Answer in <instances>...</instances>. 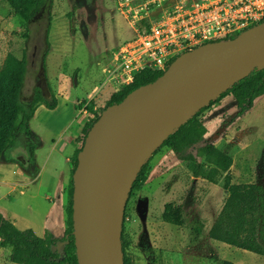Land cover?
<instances>
[{
  "label": "rangeland",
  "instance_id": "obj_1",
  "mask_svg": "<svg viewBox=\"0 0 264 264\" xmlns=\"http://www.w3.org/2000/svg\"><path fill=\"white\" fill-rule=\"evenodd\" d=\"M133 35L131 24L119 9V0H47L30 21L18 14L8 0H0V70L9 54L18 58L25 56L27 72L22 100L32 103L35 88L40 87L50 102L52 94L58 101L55 111L40 105L39 115L30 122L44 141L39 153V170L48 157V163L45 162L47 169L41 171L40 180L25 187L23 194L20 189L11 192L9 188L0 187V196L9 194L1 199L0 205L16 214L15 225L18 228L30 227L40 236H43L46 228H54L56 232L61 228L64 230L65 214L63 225L60 218V191L50 190L52 166L59 156L56 148L64 147L63 144L79 132L84 118L78 116L77 103L93 94L103 76V63L113 50ZM108 93L106 88L96 98L100 115L110 98ZM262 106L258 102L229 124L228 120L235 115L237 107L233 97L226 94L210 103L199 116L205 122L208 137L216 140L217 144L234 149L235 165L231 170L234 180L257 182L264 186ZM82 129L75 140L76 146L82 144ZM237 132H240L242 142L237 140ZM56 144L58 147H55ZM6 152L5 158L12 154L11 151ZM148 163L151 183L163 190L175 180H183L186 188L183 192L178 190L177 198L182 196L181 204L188 220L199 219L205 226L199 235L191 226L166 222L162 219V213L165 204L173 202L169 200V195H158L151 203L150 210H143L135 191L128 202L124 223L131 243L128 252L133 264H220L219 259L231 260L236 264H264V255L209 237V230L223 205L222 191L225 190H222L221 184H213L202 178L193 184L192 175L179 166L174 153L167 146L161 147ZM10 172L4 175L16 179V175ZM146 188L142 191L145 192ZM67 189L68 184L64 195L65 206ZM10 252V247L0 243V264H15L9 259Z\"/></svg>",
  "mask_w": 264,
  "mask_h": 264
},
{
  "label": "water",
  "instance_id": "obj_2",
  "mask_svg": "<svg viewBox=\"0 0 264 264\" xmlns=\"http://www.w3.org/2000/svg\"><path fill=\"white\" fill-rule=\"evenodd\" d=\"M263 68L264 21L231 39L185 51L156 80L102 111L78 153L73 174L79 264H125V209L143 166L204 106ZM63 248L64 241L53 246Z\"/></svg>",
  "mask_w": 264,
  "mask_h": 264
},
{
  "label": "trees",
  "instance_id": "obj_3",
  "mask_svg": "<svg viewBox=\"0 0 264 264\" xmlns=\"http://www.w3.org/2000/svg\"><path fill=\"white\" fill-rule=\"evenodd\" d=\"M8 1L26 21H30L47 2V0ZM26 72V57L18 58L12 53L7 56L5 64L0 70V161L5 152L16 144L18 136L23 134L27 138L29 165L34 166L38 144L34 139L35 133L31 129L30 120L35 116L37 108L41 104L54 109L58 101L56 96L52 94V101L50 102L44 96L41 88L36 87L33 102L25 103L22 100V91ZM163 72L162 70H143L133 83L112 94L102 111L111 104L121 102L135 88L156 80ZM226 94L233 97L237 107L235 115L228 120V123L231 124L238 117L251 110L255 100L264 95V68L255 69L254 72L236 82L210 103ZM77 105L79 106V103ZM209 105L204 106L175 133L171 134L161 147L170 148L193 177L205 179L213 184H221L228 193L222 211L219 212L209 230V237L264 255V186L257 182L234 180L231 172L235 165L234 149L217 144L216 140L208 137V129L203 118L199 116L200 112ZM98 118L99 115L85 123L82 129V144L77 146L72 157V173L67 189V203L63 208L65 228L62 235H56L49 228L46 229L43 236L38 235L30 227L20 229L0 210V243L4 247L11 248L9 254L11 262L15 264H79L73 222V174L78 164V153L84 145L90 128ZM161 147L156 152H159ZM11 161L26 167L23 161L19 159H12ZM149 174V163L147 162L133 184L128 202L135 191L144 187ZM128 202L124 223L127 217ZM164 209L162 213L164 221L178 226H191L196 234L202 233L205 226L204 222L199 219L189 221L183 204L166 203ZM59 241H64V248L54 250L53 246ZM130 245L123 224L122 247L125 264H133L132 257L128 252ZM219 262L220 264H236L227 259H219Z\"/></svg>",
  "mask_w": 264,
  "mask_h": 264
},
{
  "label": "built area",
  "instance_id": "obj_4",
  "mask_svg": "<svg viewBox=\"0 0 264 264\" xmlns=\"http://www.w3.org/2000/svg\"><path fill=\"white\" fill-rule=\"evenodd\" d=\"M134 35L103 63L93 94L81 100L79 115H100L96 98L121 91L146 69L166 71L185 51L227 40L264 21V0H119ZM108 97V98H109Z\"/></svg>",
  "mask_w": 264,
  "mask_h": 264
},
{
  "label": "crops",
  "instance_id": "obj_5",
  "mask_svg": "<svg viewBox=\"0 0 264 264\" xmlns=\"http://www.w3.org/2000/svg\"><path fill=\"white\" fill-rule=\"evenodd\" d=\"M258 102H261L263 104L262 110H264V95L258 97L255 100V104L253 107H255V105ZM41 105H45V104H41ZM57 107L58 106H56V108H54V109H50L46 106L45 108L50 110V111H55L57 109ZM39 112H40V109L37 108L36 114L31 120H34L35 118H37V116L39 115ZM78 116L84 118L82 126H81V128H83V126L85 124V120L87 121L88 119L84 115H79V113H78ZM31 120H30V122H31ZM30 126H31V129L33 130V132L35 133L34 139H36V142L38 144L37 149H36L35 165L34 166L29 165V157H28V151H27V138L25 135L20 134L18 136L16 144L13 147L8 149V151H11L12 154L7 156V158H5V154H7V152H6L4 154V157L2 158V160L0 161V187L2 189L3 188H9L11 190V192H14V191H17L18 189H20V192L23 194L25 192V187H28L29 185L38 182L40 180L39 176H40L41 171H45L47 169L48 157L44 160L41 170H39V165L41 164V160L39 159V153L41 151V148L43 147L44 141L42 139H40L41 137L38 134V132L33 128L32 123H30ZM81 128H80L79 132H77V134L74 136L73 139L70 138L68 141H66L63 144L64 147L61 146V148H56V151H59L58 152L59 156L52 166V172L51 173H52L53 178H52V187L50 188V190H54V191L59 190L60 191V193H58V197L60 198V201L62 204V214L60 217L62 219V225H63V217H64L63 216V213H64L63 208L65 206L64 195L66 192L67 184H69V181H70V175L72 173V157H73L75 150L77 148L75 140L78 136V133L81 132ZM239 133L240 132L236 133V134H238V135H236L237 136L236 138H237V140H239V142H242V141H240L241 137H240ZM21 135H22V137L20 138ZM238 137H239V139H238ZM55 147H58V144H56ZM64 154H66L65 160H64ZM175 158H176V156H175ZM12 159H19V160L23 161V163L26 165V167L21 166L19 163L12 162L11 161ZM45 162H47V163L45 164ZM177 163L179 164V166L181 168H184L187 173L191 174L189 172V170L186 169L178 159H177ZM2 165L4 166V168L3 167L1 168ZM3 170L5 172H3ZM9 170H11V172ZM6 172H10L13 175H16V179H11L8 176L4 175ZM231 172L233 173V171H231ZM241 174H243V172H241ZM60 177H62V178H60ZM191 178L193 180L192 181L193 184H196L198 179L200 180V178H196L193 176ZM182 181H183L182 179L180 181L175 180L169 188L163 190L159 186L151 183V172H150V174L148 176V180H147L146 184L144 185V187L141 190H137V196H139V199L142 203V205L140 206L141 209L150 210L151 203L153 201L155 202V199L158 195H160V197L163 195H165V197H167L169 195V200L171 199V201L176 202L178 204H181L182 203V196H180L179 198H177V196L179 193L178 190L180 192H183L186 188L185 184ZM144 188H146L145 192L142 191ZM222 190H225V189H222ZM140 191H142L141 194L139 193ZM8 195L4 194V196H0V201L3 198H7ZM227 196H228V193L226 192V190L222 191V197H223L222 204L223 205L225 203ZM208 200H210V199L208 198ZM223 205H222L221 209L223 208ZM0 210L4 214H6L9 218H11V220L14 222V224L17 223L16 222L17 221L16 214L11 213V211H9L8 209L4 208V206H1V205H0ZM218 214L216 215L215 220H216ZM48 216H50L49 213H48ZM215 220H214V222H215ZM46 229H45V231H46ZM51 230L58 236L62 235L63 231H64V230H62V228L59 232H56L54 230V228H51ZM44 234H45V232H44Z\"/></svg>",
  "mask_w": 264,
  "mask_h": 264
}]
</instances>
